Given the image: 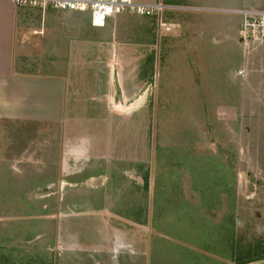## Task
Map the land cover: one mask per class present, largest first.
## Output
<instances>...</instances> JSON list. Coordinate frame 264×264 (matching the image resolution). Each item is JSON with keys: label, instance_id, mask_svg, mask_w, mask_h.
I'll list each match as a JSON object with an SVG mask.
<instances>
[{"label": "rangeland", "instance_id": "374dc122", "mask_svg": "<svg viewBox=\"0 0 264 264\" xmlns=\"http://www.w3.org/2000/svg\"><path fill=\"white\" fill-rule=\"evenodd\" d=\"M170 1L188 2L187 4L201 11L208 9L214 12L199 11L195 12V15L175 16L173 19L182 25V29H174L166 33L167 36L159 38L148 35L147 28H152V20L125 14L120 17L123 18L118 27L117 38L120 40L116 42L115 50L110 44L99 43L97 51H90L88 59L81 61L80 66L84 68L89 61L87 66L91 73H96L99 81L102 76L107 79V84H111L110 92L107 93L106 87L103 96L106 98L105 111H114L121 116L119 124L116 120L114 122L115 127L119 125L122 130L121 141L112 137L109 139L111 142L106 145L103 143L104 148H95L90 152L87 149V155L80 156L79 150L71 151L69 146L64 147L62 126L49 129L48 126H41V145L38 143L33 153L26 151V154H33L38 165L33 167L36 172L34 178L38 179V182L25 184L22 191L25 190L26 199H17L15 204H12V201L8 205L0 204L1 261V257H10L19 262L44 258L49 264H237V261L241 260L255 261L253 263L264 261L261 260V257H264V174L260 168H244L246 174L243 177L249 182L246 189L238 194L235 190L228 193V201L232 196V205L227 206L222 215H209L207 221L211 223V227L203 229H200V226L205 223L198 227L190 224L187 212L194 214L196 209H191L182 200L181 209L185 214L177 212L175 206L165 211L167 214L164 216L160 213L154 214V231L160 232L157 235L155 232L150 235L149 230L145 233L147 227L143 226L127 231L131 237L127 234L124 238L122 235L125 232H118L115 223L122 222L120 220L123 218L116 217L109 211L112 205L120 210V200L124 205H128L126 193L130 190V185L125 181L120 182L123 190L126 189L121 192V197L111 196L113 188L106 192L100 190L105 183L101 184L98 179L104 175L121 171L125 176L135 177V173L138 175L136 165L144 164L147 159L145 148L154 152L153 164L155 159L158 161L163 157L164 154L160 151L162 148L168 150V155L172 154L173 157L184 156L182 147H188L193 141V110H196V106L197 109L201 108L199 103L194 104L195 94H200L202 90L208 89L204 86H209L210 93L212 91L214 96H218L225 86L227 65L237 61V64H240L241 60L244 65H251L257 61L258 55L264 54V42L249 45L242 43V19L234 13L264 11V0ZM134 2L150 5L156 3V0ZM155 34L158 36L156 30ZM154 38L155 45L150 46L155 54V75L150 85L137 84L133 74L138 70L136 66L146 56L142 55L143 50L147 48L146 52L150 51L146 40L151 43ZM135 49L140 50L139 54H132L136 52ZM91 66L94 67L90 68ZM241 71L243 74L239 75L238 72V76L247 77L249 71ZM135 97L139 98L135 100L136 104L130 107L128 104ZM145 107L147 112L138 115L137 110ZM135 113L137 115H134ZM78 116L79 114H73L74 118L69 119L67 126L74 141L81 137L78 135L80 131L86 129V124L77 119ZM135 116L138 117L135 119ZM132 125L138 127L137 132L133 131ZM89 131L93 132V125ZM93 133L90 137L97 133L96 130ZM128 133L135 134V137L129 138ZM21 137L23 136H19V133L9 137L0 136V142L13 144ZM134 138L137 140L136 149L127 145L128 139L134 141ZM108 152L114 157H110ZM18 153H21V150H17ZM192 153V150L186 152L189 158L193 157ZM49 154L56 159L57 166L53 170L54 173L56 171L58 180L55 193L50 197L49 183L44 181L49 177L50 171L53 172L48 166ZM52 157L51 161L54 160ZM111 158L116 159V162ZM210 161L211 163L205 166L213 172L219 171L218 158ZM187 168L191 175L193 167L180 169L186 175ZM172 169L174 173L172 172L168 181L175 184L176 168ZM190 175L187 173V176ZM214 179L217 180L215 175ZM256 180L260 182L259 185H256ZM138 182L141 180L138 179ZM117 184L119 186L118 182ZM252 185L258 190H252ZM105 186H109V183ZM209 189L204 190L205 200L208 199L205 202L216 204L217 188L211 191ZM117 190L121 189L117 187ZM170 197L172 198L168 201H173L176 205L177 200L173 196ZM19 202L22 207L17 204ZM199 210L196 214H200ZM22 211L30 213L27 221L22 217ZM196 214L190 221H196ZM185 216L188 218L186 221ZM191 227L198 232L191 231Z\"/></svg>", "mask_w": 264, "mask_h": 264}, {"label": "crops", "instance_id": "0c3cea01", "mask_svg": "<svg viewBox=\"0 0 264 264\" xmlns=\"http://www.w3.org/2000/svg\"><path fill=\"white\" fill-rule=\"evenodd\" d=\"M187 3L156 0V3L150 5L162 4L169 7L170 10H166L163 14V21L173 25L174 29L181 30L182 25L175 22L173 17L195 15V12L201 11ZM125 14L134 15L123 13L116 19L109 20L104 27L96 28L92 26L91 16L88 13L41 10L32 7L18 8L9 0H0V136L9 137L18 133L19 136H23L17 143L0 142V198L2 199L0 204L8 205L11 201L15 204L17 199L19 201L26 199L25 190L22 191L25 184L38 182V179L34 178L36 172L33 170V167L38 165L33 154L26 153H33L36 145L38 143L41 145V139H39L41 126H48V129L62 126L64 147L69 146L71 151L79 150L80 156L87 155L85 152L87 149L90 152L95 148L97 150L104 148V145L112 141L109 140L112 137L121 141L122 130L119 125L118 127L114 125L115 120L119 124L121 116L114 111H105L106 98L103 96H105L106 87L107 93L110 92L111 84H107V79L102 76L99 81L96 73L90 72L89 61L85 68L80 65L82 60L88 59L90 51H97L99 43L110 44L115 50V44L120 40L117 38L118 27L121 25L119 21L123 20L120 17ZM142 19L152 20V28H147L148 35L157 38L167 36L166 32L160 28L159 19L156 16ZM151 47L149 44L150 51L147 53L145 48L142 55L151 54ZM135 51L132 54L137 55L140 50L135 49ZM257 58V61L251 65H244L242 60L240 64H237V61L227 65L224 90L222 89L218 96H214L212 91L210 93L209 86H204L208 89L195 94L194 104L199 103L201 108L197 109L196 106V110H193L195 118L193 141L188 147H182L184 156L173 157L172 154L168 155V150L162 148L160 151L163 152V157L158 161L155 159L153 164L154 152L151 151L152 149L145 148L147 159L144 164L136 165L137 170L136 168L135 170L139 174L135 173V177L125 176L121 171L98 179L101 184L109 183V186L106 187L104 184L100 190L103 189L106 192L109 188H113L111 196L114 195V197H121L126 190L125 188L123 190L120 182L125 181L130 185V190L126 193L128 205H124L120 200L121 203L118 202L121 209L118 210L116 207V210L115 205L109 203L112 205L109 212L123 218L120 220L122 222H115L117 228L115 229L118 232L123 230L124 238L127 234L131 237L127 231L143 226L147 227L145 233L149 230L150 235L153 232L157 235L160 232L154 231L156 228L152 220L154 214L160 213L164 216L167 214L165 211L174 206L177 212L185 214L186 212L181 209L182 200L191 209H196L194 214L187 212L192 226L195 224L198 227L205 223L200 226V229L211 227V223L207 221L208 216L222 215L227 206L233 203L232 196L228 201L227 194L232 193V190L238 194L239 191L243 192L246 189V184L249 182L243 177L246 174L244 168L250 166L260 168L264 174V54L258 55ZM143 60L136 66L138 70L133 74V78L135 77L134 81L137 84L149 85L151 66L147 67L142 63ZM92 67L94 66L90 68ZM241 70L249 71L247 77L238 76ZM135 104L136 102L130 104V107ZM145 109L147 108L137 110L138 115L147 112ZM177 111L179 112V107ZM73 114H79L77 119H81L88 129H82L78 134L81 137L76 138V141L67 129L69 119L74 118ZM136 117L138 116H135V119ZM92 125L93 132L94 130L97 132L92 136L94 139L90 137L93 132L89 131ZM137 129L138 127L133 126V131L137 132ZM99 134H101L100 140ZM25 136H27L26 139ZM132 136L135 137V134L128 133L129 138ZM136 142V139L134 141L128 139L127 145L136 149ZM17 150H21V153L17 154ZM187 150L194 151L192 158L186 154ZM49 151H51L50 148ZM109 156L114 157L110 153ZM51 157L52 155L49 154L48 166L51 167L50 170L53 168L55 170L56 159L52 157L54 160L51 161ZM214 158H218L220 170L213 172L205 165L211 163L210 160ZM111 160L116 159L111 158ZM185 167H193L192 171L190 170L192 177L188 168L187 173L190 177L181 171L180 168L186 170ZM172 168H176L175 184L168 181L171 178L170 175L174 173L171 171ZM54 170L52 173L50 171L49 177L44 180L49 183L48 197L55 193L58 181ZM214 175L217 180L214 179ZM138 179L141 180L140 183ZM259 183L257 181L256 185ZM117 187L121 190H117ZM250 187L254 191L258 190L254 185ZM214 188L218 191V202L206 203L208 199L205 200L204 190L211 191ZM170 196L177 200L176 205L173 201H168L172 198ZM17 204L22 207L20 202ZM235 209L237 210V206ZM198 210L200 214H196ZM20 213L24 220L26 219L25 221L28 216H31L28 211ZM32 213H34L33 209ZM195 214L196 221H190ZM187 216L184 218L185 221L188 220ZM191 231L198 232L194 231L193 227ZM144 238L145 243L147 234Z\"/></svg>", "mask_w": 264, "mask_h": 264}, {"label": "built area", "instance_id": "2783aa9c", "mask_svg": "<svg viewBox=\"0 0 264 264\" xmlns=\"http://www.w3.org/2000/svg\"><path fill=\"white\" fill-rule=\"evenodd\" d=\"M16 7H32L41 10H55L69 13H88L93 27H104L109 20L116 19L123 13H132L141 17L156 16L159 26L166 33H170L173 25L163 21V14L169 7L162 4H137L134 0H9ZM242 19L240 31L243 44L264 42V11L234 12ZM243 72L240 71L239 75Z\"/></svg>", "mask_w": 264, "mask_h": 264}, {"label": "trees", "instance_id": "16d2710c", "mask_svg": "<svg viewBox=\"0 0 264 264\" xmlns=\"http://www.w3.org/2000/svg\"><path fill=\"white\" fill-rule=\"evenodd\" d=\"M147 43L148 44H150V45H155V38L152 40V42L151 43H149L148 41H147ZM143 64H146L147 65V67H149L148 65H150L151 66V75L149 76L150 77V80H149V82H151V80L153 79V77H154V75H155V70H154V65H155V54H154V50H152V52H151V54H149V55H147L146 56V58L143 60V62H142ZM43 214H45V211H43L42 212ZM2 256V255H1ZM1 258H3V262L0 260V264H49L48 262H47V260L46 259H44V258H38V260H30V261H23V260H21L20 262L17 260H13V259H11L10 257L8 258V257H6V258H4V257H1ZM262 259L261 260H264V257H261ZM253 262H255V261H252V260H250V261H237V264H251V263H253Z\"/></svg>", "mask_w": 264, "mask_h": 264}, {"label": "water", "instance_id": "95a60500", "mask_svg": "<svg viewBox=\"0 0 264 264\" xmlns=\"http://www.w3.org/2000/svg\"><path fill=\"white\" fill-rule=\"evenodd\" d=\"M150 85V84H149ZM148 88H145V90H147ZM142 93H144V91H142ZM139 97H135V99L134 100H131V102L128 104V105H130V104H132V103H134L135 102V100H137ZM121 99V98H120ZM122 100V99H121ZM253 264H264V261H262V262H257V263H253Z\"/></svg>", "mask_w": 264, "mask_h": 264}]
</instances>
